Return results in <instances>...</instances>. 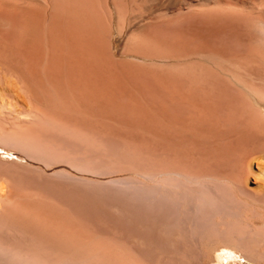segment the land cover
Returning a JSON list of instances; mask_svg holds the SVG:
<instances>
[{
	"label": "bare ground",
	"instance_id": "obj_1",
	"mask_svg": "<svg viewBox=\"0 0 264 264\" xmlns=\"http://www.w3.org/2000/svg\"><path fill=\"white\" fill-rule=\"evenodd\" d=\"M263 1L0 0V264H264Z\"/></svg>",
	"mask_w": 264,
	"mask_h": 264
},
{
	"label": "rangeland",
	"instance_id": "obj_2",
	"mask_svg": "<svg viewBox=\"0 0 264 264\" xmlns=\"http://www.w3.org/2000/svg\"><path fill=\"white\" fill-rule=\"evenodd\" d=\"M260 1L262 2L263 0H242V2H245L246 4H252L253 2H254V4L256 3V2H258V3H260ZM251 2V3H250ZM264 2V1H263ZM119 49H120V42L119 41H117V39H115L114 41H113V52L115 53V56H117V58H120L119 57ZM262 55H264L263 53H264V50L262 49V52H260ZM209 55L211 56V57H209ZM208 55V57H209V59L207 58V57H205L204 59H206V60H209V61H211L210 63L208 62L207 63V61L206 60H204V62L205 63H207L208 65H210V67L212 68H214V66H213V64L215 65L216 63H217V61L218 60H216L215 58H213V55L212 54H209ZM211 59V60H210ZM213 62V63H212ZM179 67V65H175V67ZM177 67V68H178ZM212 68V69H213ZM244 94H245V96H247V98H251L252 100L255 98L256 99V101H258L259 100V98L257 97V96H252L249 92H244ZM258 99V100H257ZM261 100V99H260ZM262 101V100H261ZM260 102V101H259ZM238 258V259H237ZM237 258H235V259H233V260H230V261H228L227 263H220V264H248L247 262H245L241 257H237Z\"/></svg>",
	"mask_w": 264,
	"mask_h": 264
}]
</instances>
